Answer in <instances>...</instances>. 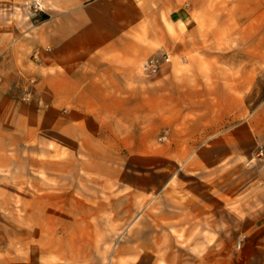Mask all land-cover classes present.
<instances>
[{
    "label": "crops",
    "instance_id": "1",
    "mask_svg": "<svg viewBox=\"0 0 264 264\" xmlns=\"http://www.w3.org/2000/svg\"><path fill=\"white\" fill-rule=\"evenodd\" d=\"M40 1L43 10L0 58V177L14 175L15 160L29 159L32 147L54 148L47 131L60 143L51 157L57 174L74 154L102 177L110 146L91 129H111L123 148L142 145L141 129L156 135L159 113L172 121L160 125L169 133V159L196 155L221 174L241 154L245 161L264 150V0ZM162 55L171 61L158 76L139 73L145 60ZM31 76L38 83L22 102L13 80ZM246 166L253 180L245 199L264 208V156ZM251 209L245 217L254 216ZM253 220L264 226L263 214ZM259 238L264 244V231Z\"/></svg>",
    "mask_w": 264,
    "mask_h": 264
},
{
    "label": "rangeland",
    "instance_id": "2",
    "mask_svg": "<svg viewBox=\"0 0 264 264\" xmlns=\"http://www.w3.org/2000/svg\"><path fill=\"white\" fill-rule=\"evenodd\" d=\"M30 5L0 1V58L11 51L7 41L38 17L29 16ZM34 78L13 80L17 99L31 101L24 97L34 92ZM164 114L159 113L156 135L141 129L142 145L123 148L111 129H91L110 146L102 177L92 176L82 155L74 154L73 165L57 174L51 158L57 135L45 129L43 137L54 148L31 146L29 159L15 160L14 175L0 177V264H264V226L253 220L264 208L245 199L253 180L246 166L251 155L244 161L241 154L234 168L225 163L221 174L196 155L169 159L168 138L160 139L168 131L160 125L172 121ZM62 150L67 156L69 150ZM250 208L254 216L245 217ZM241 233L247 240L237 250Z\"/></svg>",
    "mask_w": 264,
    "mask_h": 264
},
{
    "label": "built area",
    "instance_id": "3",
    "mask_svg": "<svg viewBox=\"0 0 264 264\" xmlns=\"http://www.w3.org/2000/svg\"><path fill=\"white\" fill-rule=\"evenodd\" d=\"M43 10V5L40 0H34L30 5V17H36L38 14ZM171 61V58L167 55H163V59L161 60L159 57H151L147 60H145L139 70L142 72V74H150V73H156L160 70L163 63ZM32 93L28 92L26 93L24 99L25 100H31ZM168 138V132H165V134L160 138L161 140H166ZM264 156V150H259L257 155L251 157L249 160V163L254 161L255 158ZM247 240V234L241 233L238 236L237 242H236V248L237 250H240L244 247V243Z\"/></svg>",
    "mask_w": 264,
    "mask_h": 264
}]
</instances>
